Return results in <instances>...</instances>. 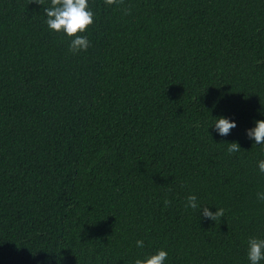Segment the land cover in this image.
Returning <instances> with one entry per match:
<instances>
[{
	"label": "trees",
	"instance_id": "1",
	"mask_svg": "<svg viewBox=\"0 0 264 264\" xmlns=\"http://www.w3.org/2000/svg\"><path fill=\"white\" fill-rule=\"evenodd\" d=\"M89 4L91 46L72 54L42 5L0 0V264L159 250L165 264H250L247 241L264 239V145L247 136L264 120V0ZM221 117L237 125L227 136Z\"/></svg>",
	"mask_w": 264,
	"mask_h": 264
},
{
	"label": "clouds",
	"instance_id": "2",
	"mask_svg": "<svg viewBox=\"0 0 264 264\" xmlns=\"http://www.w3.org/2000/svg\"><path fill=\"white\" fill-rule=\"evenodd\" d=\"M107 6H122L124 0H104ZM32 3L42 5L43 11L47 17L46 24L50 31L66 36L69 43V51L72 54H78L81 51L86 52L91 46L90 41L85 35L90 26L94 24L95 14L91 10L89 0H50V5L45 7L44 0H32ZM124 15H131V9L121 8ZM255 127L247 131L249 139L255 141V145H264V120L256 121ZM214 128L220 136H227L233 129L237 127L235 122L228 118H218L215 120ZM228 153L233 154L241 151L238 142L228 144ZM254 145V146H255ZM258 168L261 175H264V160L258 162ZM258 199L264 201V192L257 193ZM185 208L198 209L200 205L197 203L195 195H189ZM166 206H170L171 201H164ZM204 218L216 222L224 216V209H217L213 213L209 207L201 208ZM138 247L144 246L143 240H138ZM247 259L250 264H261L264 261V239L249 238L247 241ZM168 253L164 250H159L156 254L146 257L145 259L135 260V264H165Z\"/></svg>",
	"mask_w": 264,
	"mask_h": 264
}]
</instances>
